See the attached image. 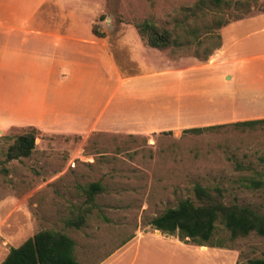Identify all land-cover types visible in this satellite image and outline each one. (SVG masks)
<instances>
[{
	"label": "rangeland",
	"instance_id": "1",
	"mask_svg": "<svg viewBox=\"0 0 264 264\" xmlns=\"http://www.w3.org/2000/svg\"><path fill=\"white\" fill-rule=\"evenodd\" d=\"M196 1L0 0V264L46 229L75 240L80 264L264 257L256 233L202 249L150 223L196 200L197 184L264 215V127L230 125L264 118V12L218 30L222 47L208 60L195 45L154 49L138 31L147 19L169 29L191 23ZM212 125L227 126L184 132ZM31 127L40 131L34 153L6 162L14 137ZM97 181L105 191L87 222L68 226L86 205L83 188ZM217 236L229 233L220 225Z\"/></svg>",
	"mask_w": 264,
	"mask_h": 264
},
{
	"label": "trees",
	"instance_id": "2",
	"mask_svg": "<svg viewBox=\"0 0 264 264\" xmlns=\"http://www.w3.org/2000/svg\"><path fill=\"white\" fill-rule=\"evenodd\" d=\"M264 12V0H197L189 9L187 18L190 23H177L169 29L152 20H144L138 31L146 44L159 51H175L176 48L196 46L194 54L201 60H208L222 47V36L218 30L251 15L254 11ZM95 36L104 38L105 33L96 26L92 27ZM204 47L202 53L199 49ZM238 129L264 127V118L236 122ZM227 125H212L186 129V133H210ZM39 129L31 127L27 132L14 137L5 152L6 162L30 157L36 148ZM2 164V161H0ZM251 186L259 187L261 182L249 179ZM105 191V186L97 181L83 188L86 205L78 208L74 217L66 220L68 226L82 227L87 215L96 205V197ZM196 200L186 198L166 209L151 220V226L163 234L177 236L181 241H191L198 246L224 248L227 242L244 238L252 233L264 236V215L252 207L225 201L220 187L209 189L195 185ZM223 226L229 238H219V227ZM1 264H80L76 254V242L69 235L54 231L41 230L18 247L11 248ZM249 264H264V257L253 258Z\"/></svg>",
	"mask_w": 264,
	"mask_h": 264
},
{
	"label": "crops",
	"instance_id": "3",
	"mask_svg": "<svg viewBox=\"0 0 264 264\" xmlns=\"http://www.w3.org/2000/svg\"><path fill=\"white\" fill-rule=\"evenodd\" d=\"M8 11H6V10H3V13H7ZM3 24H2V22H0V26H2ZM5 26H7V25H5ZM95 36V35H94ZM97 39H100V40H102V38H100V37H97V36H95ZM61 75V77H60V79L58 80V84H63V86H66L67 84H64L65 83V81H66V79H71V78H68L67 76V74L66 73H61L60 74ZM125 81H127V80H125ZM39 129V128H38ZM41 130V129H40ZM202 249H205L206 247L205 246H202L201 247Z\"/></svg>",
	"mask_w": 264,
	"mask_h": 264
},
{
	"label": "water",
	"instance_id": "4",
	"mask_svg": "<svg viewBox=\"0 0 264 264\" xmlns=\"http://www.w3.org/2000/svg\"><path fill=\"white\" fill-rule=\"evenodd\" d=\"M158 233H160V231H158Z\"/></svg>",
	"mask_w": 264,
	"mask_h": 264
}]
</instances>
